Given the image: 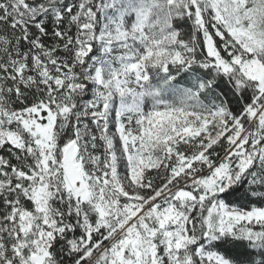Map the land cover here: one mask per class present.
Instances as JSON below:
<instances>
[{
	"label": "snow or ice",
	"instance_id": "1",
	"mask_svg": "<svg viewBox=\"0 0 264 264\" xmlns=\"http://www.w3.org/2000/svg\"><path fill=\"white\" fill-rule=\"evenodd\" d=\"M0 264H264V0H0Z\"/></svg>",
	"mask_w": 264,
	"mask_h": 264
}]
</instances>
